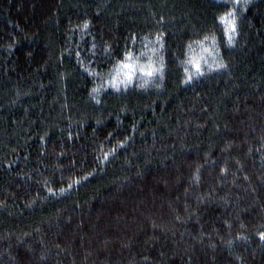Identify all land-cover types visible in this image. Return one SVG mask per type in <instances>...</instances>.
<instances>
[{
    "label": "trees",
    "instance_id": "trees-1",
    "mask_svg": "<svg viewBox=\"0 0 264 264\" xmlns=\"http://www.w3.org/2000/svg\"><path fill=\"white\" fill-rule=\"evenodd\" d=\"M262 234L264 0H0V264H264Z\"/></svg>",
    "mask_w": 264,
    "mask_h": 264
},
{
    "label": "snow or ice",
    "instance_id": "snow-or-ice-1",
    "mask_svg": "<svg viewBox=\"0 0 264 264\" xmlns=\"http://www.w3.org/2000/svg\"><path fill=\"white\" fill-rule=\"evenodd\" d=\"M244 2L247 3L248 0H244ZM234 3L239 6L240 0H234ZM219 20L223 25H225V34L228 35L229 42H231L234 34L237 32L235 12H226L224 16L219 17ZM84 27H87V24H85ZM205 39H207V37ZM189 47H191V45H189ZM126 59L131 60L132 58L129 55ZM223 66L224 65L222 64L220 65V67ZM137 71L143 73L144 75L151 76L155 71H157V69H154L151 64L148 66H137L132 63H122L117 67L116 75L110 81L112 87L117 88L118 90L119 85H127L128 83H131ZM196 71L200 72L199 66H197ZM188 79L190 80L191 77L189 76ZM261 238L264 239V234H262Z\"/></svg>",
    "mask_w": 264,
    "mask_h": 264
}]
</instances>
